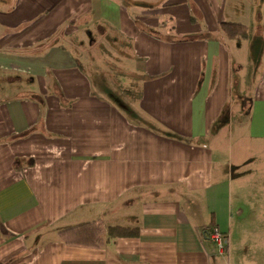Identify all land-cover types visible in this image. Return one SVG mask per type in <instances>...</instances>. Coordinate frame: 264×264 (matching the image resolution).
Masks as SVG:
<instances>
[{
	"label": "crops",
	"instance_id": "crops-1",
	"mask_svg": "<svg viewBox=\"0 0 264 264\" xmlns=\"http://www.w3.org/2000/svg\"><path fill=\"white\" fill-rule=\"evenodd\" d=\"M0 264H264V0H0Z\"/></svg>",
	"mask_w": 264,
	"mask_h": 264
},
{
	"label": "rangeland",
	"instance_id": "rangeland-1",
	"mask_svg": "<svg viewBox=\"0 0 264 264\" xmlns=\"http://www.w3.org/2000/svg\"><path fill=\"white\" fill-rule=\"evenodd\" d=\"M90 38L94 43L86 44L87 46L84 48H80L78 44L74 43L75 47H77V53H83L84 51L90 56V59L84 64L85 67L87 66L89 69L93 68L97 71L107 70L108 81L106 83L116 91H121L125 96L134 97L135 87L128 84L131 75H128V67L123 64L122 59L124 57L118 54L119 52H111L106 41L98 37V34L94 33Z\"/></svg>",
	"mask_w": 264,
	"mask_h": 264
},
{
	"label": "trees",
	"instance_id": "trees-1",
	"mask_svg": "<svg viewBox=\"0 0 264 264\" xmlns=\"http://www.w3.org/2000/svg\"><path fill=\"white\" fill-rule=\"evenodd\" d=\"M220 27L229 38H246L247 28L238 22H221ZM108 238L113 236H127L135 231L119 226L107 227ZM102 225L100 220L82 222L65 228L58 232L59 237L66 243L98 246L103 240L101 238ZM107 238V239H108Z\"/></svg>",
	"mask_w": 264,
	"mask_h": 264
},
{
	"label": "built area",
	"instance_id": "built-area-1",
	"mask_svg": "<svg viewBox=\"0 0 264 264\" xmlns=\"http://www.w3.org/2000/svg\"><path fill=\"white\" fill-rule=\"evenodd\" d=\"M208 238L218 253L227 251V237L216 225H211L208 230Z\"/></svg>",
	"mask_w": 264,
	"mask_h": 264
}]
</instances>
